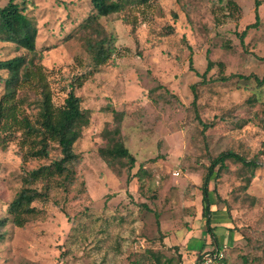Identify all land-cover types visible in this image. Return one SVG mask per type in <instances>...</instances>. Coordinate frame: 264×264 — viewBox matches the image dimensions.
Returning a JSON list of instances; mask_svg holds the SVG:
<instances>
[{
  "label": "rangeland",
  "instance_id": "obj_1",
  "mask_svg": "<svg viewBox=\"0 0 264 264\" xmlns=\"http://www.w3.org/2000/svg\"><path fill=\"white\" fill-rule=\"evenodd\" d=\"M16 1L37 27L36 53L0 42V61L32 58L53 104L73 86L90 121L73 145L80 162L72 180L53 175L33 184L46 196L31 201L33 213L16 225L8 205L24 175L60 154L54 142L46 157L26 153L19 118L36 116L39 95L28 84L16 90V122L0 119V264H193L214 245L201 215L202 177L209 157L228 149L260 168L252 176L227 161L211 179V226L225 264H264V85L253 77L264 72V2L256 19L254 0L132 1L99 17L114 53L95 70L89 42L99 33L87 23L95 14L89 0ZM206 56L213 63L201 82L196 72L206 69ZM7 75L0 68V98ZM193 106L202 122L218 124L203 130ZM112 108L126 113L121 133L136 159L128 181L98 153Z\"/></svg>",
  "mask_w": 264,
  "mask_h": 264
},
{
  "label": "trees",
  "instance_id": "obj_2",
  "mask_svg": "<svg viewBox=\"0 0 264 264\" xmlns=\"http://www.w3.org/2000/svg\"><path fill=\"white\" fill-rule=\"evenodd\" d=\"M144 3L146 0H89L90 4L95 9V14L91 16L89 26L92 23L96 24V33H99L97 39L89 42L92 55V64L95 70L105 64L111 55L114 53V43L105 35V30L98 22L99 17H107L112 13L124 10L129 3ZM264 0H254V13L257 19V10ZM257 20L247 24L240 33V41L247 30L257 26ZM37 27L34 22L28 17L19 3L16 0H7L6 3L0 6V42H11L26 49L29 53L35 55L36 45L35 38ZM40 56V55H39ZM207 65L202 73H197L200 81H206V72L212 67V60L206 56ZM0 68L7 70V77L4 80L5 92L0 98V119L6 120L11 117L16 122L18 117L16 103L13 101L15 92L18 88L28 85L38 90V106L36 116L30 118L27 114H23L19 121L22 122L23 135L27 142H30L29 153L33 157H46L48 155L49 143H56L60 154L47 165H42L33 168L26 172L23 177V185L15 194L8 205V212L11 215L12 221L16 225H23L28 220V216L33 213L34 208L30 207L31 201L38 196H46L44 191H38L32 185L40 179H48L53 175L62 176L64 181L72 180L73 167L80 162V157L73 149L76 140L81 136L82 129L88 125L90 121V110L81 107V98L75 93V88L72 86L63 103L60 106H55L52 102L49 84L44 76L40 66H35L32 58H27L25 55H17L10 59L0 61ZM253 75V74H252ZM252 75L237 74L239 78H250ZM256 86L264 85V72L261 77L253 75ZM35 80V82H33ZM210 80V79H208ZM218 80L225 81L227 77H221ZM84 82L80 77L77 78V87ZM193 99L191 104L195 105L197 93L195 84L191 85ZM195 110V117L202 124V129H209L218 124V122H202ZM111 120L109 122V135L105 140V144L98 149V153L106 165L113 173L120 175L122 172L126 175V180L130 178V171L134 167L135 157L129 151L124 143V136L121 133V124L125 116L123 109H111ZM1 122V121H0ZM8 124L7 121L2 122ZM231 125H234L232 123ZM264 151V139L261 142ZM227 161L240 163L241 168L254 170L260 168V165L255 159H247L242 154L234 150H224L216 156L209 157V164L206 167V172L202 177L201 190V215L204 217L206 229L212 237L213 246L203 248L194 258L197 261L205 251L216 252L222 251L220 244L214 234V229L211 226V205L210 193L213 191L217 194L215 186L209 188V183L212 178L218 175L219 170L226 168ZM47 186V185H46ZM219 262L225 264V256L218 258Z\"/></svg>",
  "mask_w": 264,
  "mask_h": 264
},
{
  "label": "built area",
  "instance_id": "obj_3",
  "mask_svg": "<svg viewBox=\"0 0 264 264\" xmlns=\"http://www.w3.org/2000/svg\"><path fill=\"white\" fill-rule=\"evenodd\" d=\"M223 253L221 251L210 252L205 251L197 261H194L193 264H223L219 262L218 258H221Z\"/></svg>",
  "mask_w": 264,
  "mask_h": 264
}]
</instances>
